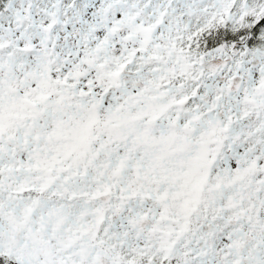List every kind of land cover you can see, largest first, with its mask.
Returning <instances> with one entry per match:
<instances>
[{
  "label": "snow or ice",
  "instance_id": "6c2138e0",
  "mask_svg": "<svg viewBox=\"0 0 264 264\" xmlns=\"http://www.w3.org/2000/svg\"><path fill=\"white\" fill-rule=\"evenodd\" d=\"M0 264H264V0H0Z\"/></svg>",
  "mask_w": 264,
  "mask_h": 264
}]
</instances>
